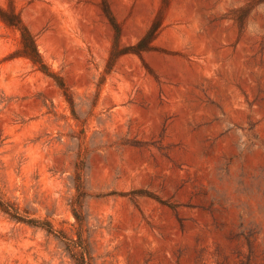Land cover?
<instances>
[{
	"label": "rangeland",
	"instance_id": "1",
	"mask_svg": "<svg viewBox=\"0 0 264 264\" xmlns=\"http://www.w3.org/2000/svg\"><path fill=\"white\" fill-rule=\"evenodd\" d=\"M0 192L95 264H264V0H0ZM159 25L154 38L148 32ZM0 264H74L0 210Z\"/></svg>",
	"mask_w": 264,
	"mask_h": 264
},
{
	"label": "trees",
	"instance_id": "2",
	"mask_svg": "<svg viewBox=\"0 0 264 264\" xmlns=\"http://www.w3.org/2000/svg\"><path fill=\"white\" fill-rule=\"evenodd\" d=\"M0 18L7 25L14 27L20 31L22 37V46L19 50V54L31 60V62L42 72L57 78L60 87L66 90L64 81L57 77L44 61L38 49L34 34L22 21L20 15L13 9L7 10L0 7ZM156 23L157 22H154L153 26L147 34L148 36H146V38H143L141 42H144L147 37H150V35L153 36L151 38H154L155 33L159 27V25H156ZM0 210L16 222L26 223L32 227L43 229L50 235H54L63 244L65 251L73 260L74 264H95L90 247L86 239L83 237V216L78 210L74 211L77 221L79 222V227L76 232L77 238L69 236L62 230H56L49 220H41L39 218H34L30 217L29 215L22 214L20 207L14 202L5 200L2 197L1 192Z\"/></svg>",
	"mask_w": 264,
	"mask_h": 264
}]
</instances>
